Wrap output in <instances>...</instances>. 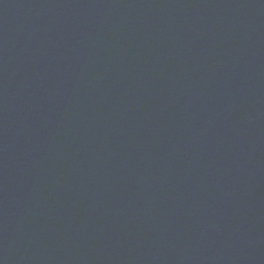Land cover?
Returning <instances> with one entry per match:
<instances>
[{
	"label": "water",
	"instance_id": "1",
	"mask_svg": "<svg viewBox=\"0 0 264 264\" xmlns=\"http://www.w3.org/2000/svg\"><path fill=\"white\" fill-rule=\"evenodd\" d=\"M0 264H264V0H0Z\"/></svg>",
	"mask_w": 264,
	"mask_h": 264
}]
</instances>
